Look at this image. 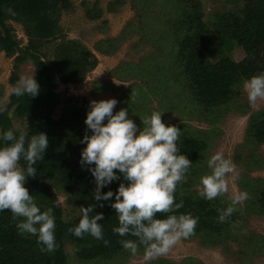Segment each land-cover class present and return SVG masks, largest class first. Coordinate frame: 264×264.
<instances>
[{"label": "trees", "instance_id": "obj_1", "mask_svg": "<svg viewBox=\"0 0 264 264\" xmlns=\"http://www.w3.org/2000/svg\"><path fill=\"white\" fill-rule=\"evenodd\" d=\"M164 1L170 6L163 4ZM240 1V7L232 6L236 10L227 8L208 24L202 20L199 0H162L157 6L159 14L156 12L152 19L143 18L145 8L142 6L138 12L141 11L143 19L131 30L161 54L169 48L165 45L169 43L172 65L165 68L171 70L172 79L177 83L175 89L185 92L201 120L215 122L221 113L227 111L245 113L246 106L241 107L238 101L239 87L248 77L264 71V0ZM150 2L153 0H143L146 7ZM71 8L70 0H0V52L6 58H13L9 83L14 85L17 82L19 65L30 60L36 68L35 80L39 85L35 97H17L12 92L8 95L5 111L0 113V130L11 128L16 134L23 131L27 134L26 140L37 132H44L48 137V147L42 160L35 165L37 175L27 177L25 187L42 211L52 208L57 245L52 252H42L34 236L18 233L16 219L5 209L0 212V264H68L66 246L71 247L78 264L115 263L132 256L119 244L121 237L111 231L117 226V220L107 203L93 209L94 213L104 215V220L99 223L103 226L104 239L109 241L107 245L90 235L75 237L68 232V228L78 223L79 212L77 217L65 219L63 209L56 203L58 192L77 211L81 205L97 203L91 198L94 185L87 166L82 167L78 163L79 153L84 147L79 141L85 134V106L70 107L71 101L66 99L58 116L54 117L58 105L55 92L58 84L81 83L98 64L95 54L80 42L67 39L61 31L60 16ZM99 15L97 9L88 13L91 20ZM11 23L21 27L26 37L24 46L16 40ZM119 41L120 38L99 41L95 49L108 55ZM235 44L240 48L255 46L259 55L245 56L237 61L228 55ZM213 57L217 59L214 62L211 61ZM135 72L126 70L124 75L131 76ZM1 91L0 87V99ZM16 122H20L22 128H17ZM194 131L185 133L181 129L177 141L180 152L192 162L186 179H192V172L199 166L208 146V139L197 138ZM244 139L246 143L264 145V109L251 113ZM248 163L261 169L264 167L260 158L254 162L252 157ZM120 182L114 181L101 191H115ZM238 184L241 191L249 194L248 199L244 200L243 207L237 204L236 210L224 222L217 219L218 209L231 204L229 198L221 195L206 200L178 184L174 196L177 202L183 201V207L177 212L190 213L198 218L194 233L189 237L198 238L202 247L214 248L229 241L238 242L240 237L248 234L243 230L247 217H264V180L247 182L241 177ZM156 215L163 217L167 213ZM141 250L142 247L137 252Z\"/></svg>", "mask_w": 264, "mask_h": 264}, {"label": "clouds", "instance_id": "obj_2", "mask_svg": "<svg viewBox=\"0 0 264 264\" xmlns=\"http://www.w3.org/2000/svg\"><path fill=\"white\" fill-rule=\"evenodd\" d=\"M58 85L66 95L72 89L71 84ZM243 89L250 105L264 101V71L245 79ZM38 92L34 69L21 75L12 87L17 97H35ZM117 103L115 98L89 101L78 163L87 166L94 185L91 198L97 203L77 207L78 223L67 231L75 237L90 235L107 245L99 223L104 215L93 212L94 207L107 203L115 213L117 226L111 231L121 237L119 244L133 256L142 247L143 260L149 262L166 255L177 241L194 233L198 218L177 212L183 201L177 202L174 196L192 162L177 146L181 129L162 121L163 112L145 115L140 120L142 127H138L126 108L113 111ZM3 111L0 107V113ZM26 135L23 131L16 134L11 128L0 130V212L9 210L19 234L34 236L42 252H52L57 246L52 208L42 211L25 187L26 178L37 175L35 165L42 160L48 137L37 132L26 140ZM206 166L209 171L199 178L198 194L212 200L228 192L229 180L236 179V166L221 150L207 158ZM117 180L121 182L115 191H101ZM248 196L246 191L234 192L231 204L218 209V221L224 222ZM157 213L167 215L157 217ZM129 236L135 239L125 238Z\"/></svg>", "mask_w": 264, "mask_h": 264}, {"label": "rangeland", "instance_id": "obj_3", "mask_svg": "<svg viewBox=\"0 0 264 264\" xmlns=\"http://www.w3.org/2000/svg\"><path fill=\"white\" fill-rule=\"evenodd\" d=\"M70 1L71 10L62 13L59 19L61 31L67 39L80 42L95 54L98 64L94 70L87 74L83 82L71 84L72 89L68 95L62 91L60 85L55 88L58 105L54 117L58 116L66 99H70V107L83 105L87 111L90 100L115 98L118 103L113 111L126 108L128 117L138 127H142L140 120L145 115H150L152 111H160L163 112L162 121L180 127L185 133L196 129L197 131L194 132L197 138L208 139L207 149L199 166L195 167L192 172V179H185L181 183V186L188 187L190 192L198 193L199 178L209 171L206 160L218 150L223 151L224 155L230 158L236 166V179L229 180V189L223 194L224 197L230 199L234 192L241 191L238 187V180L241 177H244L247 182L257 179L264 180V167L261 169L248 163L252 157L254 162L256 158H260L264 162V145L246 143L244 139L249 116L253 112L263 110L264 101H257L256 104L250 105L243 85H241L238 101L241 107L246 106L245 113L227 111L221 113L215 122H210L209 119L201 120L199 114L192 109L191 101L186 97L185 92L175 89L177 83L172 79L171 70L165 68L167 65H172L169 43L165 44L169 48L164 50V54H161L152 45L144 43L139 38V34L131 31L140 23L141 19L156 17V12L158 14L160 12L157 9L162 0H153L148 7L143 3V0ZM199 2L203 10L202 20L208 24L213 22L215 16L223 13L225 9L230 8L229 10L234 11L236 9L232 6L240 7L241 5L240 0H199ZM163 4L167 7L170 6L165 1ZM142 6L145 8L143 18L140 15L141 11L138 12ZM95 9L99 10L100 15L97 19L91 20L88 13ZM163 11L164 8L161 9V12ZM11 25L16 40L21 46H24L26 37L21 27L15 23H11ZM118 38L120 41L116 44L115 50L108 55L99 53L95 49V45L99 41ZM228 55L239 61L245 56H258L259 50L255 46L240 48L235 44L233 51ZM12 59L6 58L0 52V87L2 88L0 107L3 108L8 103V95L12 92V87L16 84L9 83ZM216 60L214 57L211 58L213 62ZM33 69L35 79L36 68L30 60L26 61L19 65L17 78L30 74ZM126 70H135L136 72L131 76L124 75ZM95 87L97 89L93 91L92 89ZM15 124L17 128H22L20 122ZM193 181L195 183H192ZM64 198L65 196L58 192L56 203L63 209L64 218L77 217L78 211L75 206ZM238 204L243 207L244 201ZM243 230L248 234L240 237L238 242L229 241L223 246L205 248L199 244L198 238L187 237L177 241L166 255L159 256L149 262L143 260V250H141L127 260H116L115 263L107 264H264V217H247ZM65 250L68 264H78L73 258L71 247L66 246Z\"/></svg>", "mask_w": 264, "mask_h": 264}, {"label": "built area", "instance_id": "obj_4", "mask_svg": "<svg viewBox=\"0 0 264 264\" xmlns=\"http://www.w3.org/2000/svg\"><path fill=\"white\" fill-rule=\"evenodd\" d=\"M71 89H69V91H70Z\"/></svg>", "mask_w": 264, "mask_h": 264}]
</instances>
